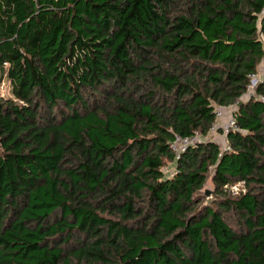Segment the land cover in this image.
I'll return each mask as SVG.
<instances>
[{
    "label": "trees",
    "instance_id": "1",
    "mask_svg": "<svg viewBox=\"0 0 264 264\" xmlns=\"http://www.w3.org/2000/svg\"><path fill=\"white\" fill-rule=\"evenodd\" d=\"M263 10L0 0V264H264Z\"/></svg>",
    "mask_w": 264,
    "mask_h": 264
},
{
    "label": "built area",
    "instance_id": "2",
    "mask_svg": "<svg viewBox=\"0 0 264 264\" xmlns=\"http://www.w3.org/2000/svg\"><path fill=\"white\" fill-rule=\"evenodd\" d=\"M262 15H264V10L262 12ZM264 82V62L260 66V72L258 74L252 75V81L251 85L249 87V92L247 94L248 98L256 97L258 100L264 102V96L263 95H257L256 94V88L258 85L262 84ZM224 110L219 109L217 110V121L213 125L211 129V134L216 136H213V140L216 142H220V137L226 138L227 133L231 129H235L237 127L236 122L232 115L230 114L228 118L225 119L224 117ZM202 140L200 137H196L195 139H182L178 137L176 141L171 145V148L174 153H176L177 158H180L181 154L193 143ZM223 145V143H221ZM224 149H230L228 146V143L225 141V146L223 145ZM240 184V183H239ZM230 192L233 196L239 195L240 192H245L246 189L244 187V183H241V185H234L231 186Z\"/></svg>",
    "mask_w": 264,
    "mask_h": 264
},
{
    "label": "rangeland",
    "instance_id": "3",
    "mask_svg": "<svg viewBox=\"0 0 264 264\" xmlns=\"http://www.w3.org/2000/svg\"><path fill=\"white\" fill-rule=\"evenodd\" d=\"M229 115H230V113H229V111H226L225 113H224V117H225V119L226 118H228L229 117ZM217 134H215V135H212V137L213 136H216ZM225 141H226V138H223V136H222V138L220 137V142L221 143H223V145L225 146ZM173 170V164H168V166L165 168V172L167 173V174H169V173H171V171ZM242 183V182H241ZM241 183L239 184H235V185H241ZM246 189V188H245ZM211 191V195H209V196H207L206 195V191ZM213 188H212V185H211V183H208L206 186H205V188L203 189V195L204 196H206L208 199H211L212 197H213Z\"/></svg>",
    "mask_w": 264,
    "mask_h": 264
},
{
    "label": "water",
    "instance_id": "4",
    "mask_svg": "<svg viewBox=\"0 0 264 264\" xmlns=\"http://www.w3.org/2000/svg\"><path fill=\"white\" fill-rule=\"evenodd\" d=\"M206 195H207V196L211 195V191H209V190L206 191Z\"/></svg>",
    "mask_w": 264,
    "mask_h": 264
}]
</instances>
